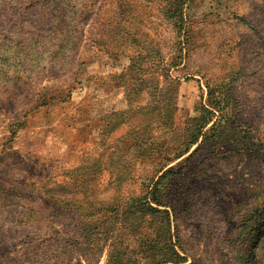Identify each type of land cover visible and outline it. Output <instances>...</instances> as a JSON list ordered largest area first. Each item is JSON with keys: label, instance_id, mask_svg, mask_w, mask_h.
<instances>
[{"label": "rangeland", "instance_id": "obj_1", "mask_svg": "<svg viewBox=\"0 0 264 264\" xmlns=\"http://www.w3.org/2000/svg\"><path fill=\"white\" fill-rule=\"evenodd\" d=\"M174 1L0 0V264H264V0Z\"/></svg>", "mask_w": 264, "mask_h": 264}, {"label": "trees", "instance_id": "obj_2", "mask_svg": "<svg viewBox=\"0 0 264 264\" xmlns=\"http://www.w3.org/2000/svg\"><path fill=\"white\" fill-rule=\"evenodd\" d=\"M185 0H175L173 6H175L177 15H175L176 12L172 9L173 12H168L169 16H171V21L173 22V28L178 32L180 35V38L184 37L183 35L186 34V31L184 29V22L182 15V9L184 7ZM216 94V88L208 86V98L209 101L212 102V110L208 109L206 106L202 107L201 113L198 117L191 119L186 124V134H185V148L189 151L190 148L194 145H196L199 141V138L203 136V131L211 124L214 128H216L218 124L217 114L221 113L226 105L223 106V100L216 99L213 101V97ZM212 127V130H213ZM259 155V154H258ZM95 181V180H94ZM99 184V183H98ZM90 184L85 183L83 186H85L83 189V192L80 193L79 188H76L74 184H72V191L70 192L73 196L78 197L79 195L83 196L82 200H88L91 196V189L89 187ZM157 185V183H155ZM158 186V185H157ZM89 187V188H88ZM95 187L96 184H95ZM63 190V194H66L68 189L61 188ZM70 189V188H69ZM149 197H146L144 205L142 206V211L145 209L142 213L145 215H149L151 218H157L162 215L166 216V219L170 220V214L169 212L165 211L162 212L157 208H153L151 206V202L154 203L157 207L162 206V204L159 202V200L154 196L150 203ZM64 201L63 203H65ZM67 207L65 210H69L70 212H75L80 214V216H83L85 218H90L92 216V213L94 212L92 209V212H90L91 208H75V204H72L71 202L67 204ZM92 208L96 209L94 206ZM64 210V211H65ZM104 210H101L103 212ZM127 211V210H126ZM130 212V211H128ZM137 213V212H136ZM135 213V214H136ZM164 217V216H162ZM127 219V218H126ZM88 230L86 229L85 232ZM152 240V239H149ZM144 244V264H183L186 261L184 258L180 255L179 251L177 250V247L173 244H167L161 242V238H156L154 241H149ZM112 252L108 253V260L107 264H143V262H132L128 257H126L120 249H118L115 245H112Z\"/></svg>", "mask_w": 264, "mask_h": 264}]
</instances>
